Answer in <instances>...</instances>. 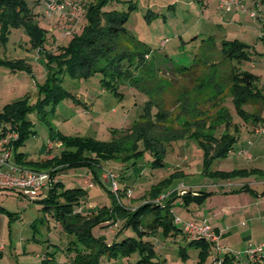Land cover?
Returning <instances> with one entry per match:
<instances>
[{
    "label": "rangeland",
    "instance_id": "obj_1",
    "mask_svg": "<svg viewBox=\"0 0 264 264\" xmlns=\"http://www.w3.org/2000/svg\"><path fill=\"white\" fill-rule=\"evenodd\" d=\"M24 1L33 15V26L27 28L22 23H8L6 39L0 41L1 58L27 60L25 68L14 71L0 66V113L6 104L16 101H25L33 107L28 119L34 133L19 150L36 159L46 145L50 151L52 143L62 144L61 141H49L50 136H56L58 132L100 142L130 138L120 144L127 149L134 144L129 152L120 151L114 160L93 166L96 176L100 174L97 177L101 184L93 179V171L87 165H72L57 173L56 178L66 186L87 190L80 207L94 211L103 205L111 207L108 190L116 198L119 192L111 190V181L105 175L110 171L115 174L116 183L121 185V179V183L129 181L132 186L128 189L130 196L128 193L125 196L128 211L152 200L162 202L160 197L169 195L165 199L169 201L171 212L182 223L205 220L212 227L215 223L209 218L219 211L218 225L221 222L226 223L225 226L237 225L218 240L224 249L238 255L239 263L232 255L234 264H262L263 256L250 258L247 250L264 243V239L244 237L243 229L249 224L240 223L242 216L238 217L240 221L237 223V214H232L231 210L208 209L209 201L206 205L205 198L184 197L185 193L180 194V187L184 186L183 190L192 195L195 193L189 184L218 181L219 173H231L236 169L227 158H212L207 174H203L199 135L200 131L208 129L209 124L215 126L213 130L217 137L227 128L234 133L236 127L240 141L247 145L256 135L255 116L260 120L259 124L264 123V99L256 98L238 106L231 90L234 75L248 72L256 77L253 79L255 88L264 96V4L260 0H238L246 7V12L234 7L226 10L220 6L219 0H122L124 2L115 4L117 10L135 4L125 24L126 29L141 40L153 56L145 58V64L136 76L121 78L120 94L115 95L103 88L100 73L82 78L70 76L66 70H60L64 65L58 67V62H49L47 58V53L57 59L64 57L61 47L66 46L74 34H80L85 24V6L95 0ZM251 12L255 16H251ZM36 26L42 34L38 36V44L34 39ZM196 36L198 40L191 42L190 39ZM234 43L245 45L238 48L245 57L225 56V50L232 53L237 50ZM162 57L169 60L164 61ZM193 61L198 66L183 73L171 71V64L191 66ZM45 84L50 85L46 92L42 89ZM42 98L45 100L40 101ZM239 109L250 117H244ZM240 141L233 143L235 149L230 155L235 154ZM257 141L262 154L264 135ZM153 147L164 151L161 166L153 163L156 158ZM248 150L258 155L255 149ZM2 152L0 146V155ZM123 172L128 178L121 177ZM153 191L158 198L152 199ZM47 192L48 187L40 190L37 196L24 197L18 190L0 189V264H75L73 253L68 252L74 247L75 236L65 231L39 200ZM219 202L226 203L227 200ZM89 205L94 206L90 208ZM121 217L123 213L119 212L116 224L93 226L92 233L96 237L106 236L108 241L119 234L118 241L126 236L136 237L131 228L120 232L123 226ZM154 238L158 264L197 263L198 251L189 249L182 239H163L161 234ZM211 245L204 264H214ZM183 247L185 258H181L179 252ZM137 257L133 254L128 261L134 262ZM214 257L215 262L222 263L221 253ZM128 261L125 258L104 259L101 264H128Z\"/></svg>",
    "mask_w": 264,
    "mask_h": 264
},
{
    "label": "trees",
    "instance_id": "obj_2",
    "mask_svg": "<svg viewBox=\"0 0 264 264\" xmlns=\"http://www.w3.org/2000/svg\"><path fill=\"white\" fill-rule=\"evenodd\" d=\"M260 1L264 4V0ZM119 2L124 1L95 0V2L88 3L84 9L85 24L80 34H74L68 44L61 47V55L62 57L64 55V57L57 59L53 54L47 53L49 62H58V67L64 65L60 67V70H66L70 76H80L82 78L100 73L103 76L100 80L103 88L115 95L120 94L118 87L123 83L121 78L136 76L137 72L141 71L140 69L144 66L145 58L153 57L145 44L132 36L126 29L125 24L129 13L135 8V4L130 3L127 9L117 10L114 5ZM216 2L218 3V1ZM32 18L33 15L24 0H0V41L6 39L5 30L8 23L12 25L22 23L30 28L33 26ZM41 35V30L37 28L34 38L36 44H38V36ZM40 40L43 39L40 38ZM190 40L191 42L197 41L198 36L192 37ZM203 41L202 39V45L204 44ZM233 46H236L237 50L233 53L225 50L226 57H245V53L240 52L238 49L245 47L244 44L237 45L234 43ZM167 59L162 57L164 61ZM26 62L27 60L23 58L0 57V66L11 71L25 68ZM194 66H198L195 61L191 66L171 64V71L183 73ZM255 78L253 74L248 72H238L234 75L231 81V90L236 105L241 106L242 102L251 103L256 98L264 99V96L255 88L253 83ZM47 85L45 84L42 87L44 92L47 91V88H50V85ZM43 100L45 99L42 98L40 101ZM31 110H33V107L27 105L25 101L6 104L0 113V135H5L9 130L18 133V138L11 141L13 158L18 164L29 169L50 171L49 173L52 176L51 185L48 188L47 195L39 200L45 204V210L52 212V215L62 224L64 230L75 236L76 239L72 242L74 247L68 251L73 253V263L101 264L104 259L116 260L118 258H125L128 261L131 255L137 254V259L134 262L128 261V264H158V261H155L156 244L154 240V237L158 234H161L163 239L172 238V241L182 239L186 244L185 246L198 251L196 264L205 263L211 252V244L202 237L188 236L180 225L174 223V215L171 212L168 200L163 203L153 202L152 200L128 211L125 196L132 186L129 181L121 183L122 180L119 179L121 185L117 183L118 197L113 196L108 190L112 200L111 207L103 205L98 207L97 211H94L93 209L80 207L82 199L87 195V190L83 187L66 186L63 181L56 178L59 171L69 166L87 165L93 171V166L99 165V162L114 160L118 157L120 151L121 153L129 152L131 148H134V144L129 149L120 147V144L131 140L130 138L123 137L111 142H100L91 138L86 140L65 136L58 132L56 136L53 134L49 139V141H61L62 150L58 154L51 159H44L42 155H38L40 157L36 159H28V154L19 149L34 133L29 126L30 121L28 119ZM239 112L246 118L250 117L242 109H239ZM253 120V123H260L256 116ZM5 126H8L9 129L7 130ZM213 128L215 129V126L209 124L208 129L210 130L200 131L199 135L205 173L208 172L212 158L224 157L232 149L238 131L236 127H234V133L228 131L227 128L226 132L217 137ZM153 148L155 150L153 154L156 157L153 159V163L161 166V156L164 151ZM158 154L159 157H157ZM236 173H239V171L221 172L219 176L227 177ZM121 177L128 178L125 174ZM93 179L101 184L94 171ZM153 192L155 193V191ZM190 195L185 193L183 196L190 198ZM158 197L156 193L152 195V199ZM119 212L123 213V217H121L123 226L120 232L131 228L136 233V237L126 236L118 241L119 234L114 240L108 241L105 237L94 236L92 233L93 226L106 227L112 225ZM106 221L107 223H105ZM179 252L181 258H185L186 250L184 247ZM232 255L235 256L234 252L226 249L222 255L221 264H234ZM262 264H264V260Z\"/></svg>",
    "mask_w": 264,
    "mask_h": 264
},
{
    "label": "crops",
    "instance_id": "obj_3",
    "mask_svg": "<svg viewBox=\"0 0 264 264\" xmlns=\"http://www.w3.org/2000/svg\"><path fill=\"white\" fill-rule=\"evenodd\" d=\"M256 125L257 126H255L254 131L256 135H253L255 137L252 136L253 141L249 139V142L246 145L240 141L238 134L235 142L238 143L240 141V145L236 148L235 154H229L235 149L233 145L232 149L226 154L228 157H223L231 161V164L236 167V169L234 168L232 171H239L237 176H219L218 181H204L203 183L199 182L189 185L191 190L195 193L190 195V198L193 197L197 200L198 198H205L206 205L208 204V201L210 202V204H208V209L231 210L232 214H237V223L241 220L240 223L244 222L245 226L249 224L245 229H243V234L245 233L244 237L257 238L262 241L264 239V153H260L263 150L260 148V144L257 140L258 138L260 140V137L264 135V123H258ZM52 146V149L49 151L46 145L44 152H39L38 155H42L44 159H51L62 150V146H60V144L56 145L55 143H52ZM248 149H255L258 155L250 153ZM55 150H59V152L56 153ZM48 152L51 153L47 154ZM10 158L17 164L16 160L13 158V154ZM28 159L33 158L28 154ZM18 166L25 168L20 164H18ZM3 170L10 172L6 167L3 168ZM202 172L205 175L207 174L203 169ZM97 176H100V174H97ZM234 177H237V179ZM169 197L170 195L168 197H164L162 202L166 201ZM219 200H227V202L223 203L219 202ZM198 209L202 208L199 207ZM219 213V211H216V213L209 218V221L211 220L215 223L212 225V229L221 237L226 231L230 232L232 229L237 227V225L231 226L228 224L229 226H225L226 223L224 224L223 222L218 225L216 222ZM239 216H242L240 220L238 219ZM239 262L240 260L238 259V263ZM242 262H244L243 259Z\"/></svg>",
    "mask_w": 264,
    "mask_h": 264
},
{
    "label": "built area",
    "instance_id": "obj_4",
    "mask_svg": "<svg viewBox=\"0 0 264 264\" xmlns=\"http://www.w3.org/2000/svg\"><path fill=\"white\" fill-rule=\"evenodd\" d=\"M220 6L222 8H226V10H230L232 7L238 9L241 12H246V7L239 2L238 0H219ZM51 2V1H50ZM58 11L60 9L58 8ZM251 16H255L253 12L250 13ZM73 18V17H72ZM71 18V19H72ZM7 130L9 129L8 126H5ZM18 138V133L14 130L8 131L5 135L2 136L0 139V146L2 149V154L0 155V189H9L16 191L24 197H28L30 195L37 196L40 190L46 187H50L52 176L49 172L43 171H36L34 169L18 167L14 161L11 160L12 155V145L11 141ZM7 168L10 172L4 171L3 168ZM106 177L111 181V190L117 191V183L115 174L110 171H106ZM184 186L180 187V194L186 193L183 190ZM130 192V191H129ZM131 193H128V197ZM164 197H160L162 200ZM161 202V201H156ZM94 205H89L92 208ZM174 223L180 225L183 231L190 237H202L207 240L213 246V254L211 261H214V264H219V262H215V257L217 254L221 253V256L225 252L226 248L224 249L219 243V235L215 233L212 227L206 222L202 220L200 222H193V221H185L181 222L180 218L174 216ZM235 254V253H234ZM247 254L250 258L255 256H263L264 257V243H261L254 247L251 250H247ZM235 257H238L235 254ZM220 260V259H219Z\"/></svg>",
    "mask_w": 264,
    "mask_h": 264
}]
</instances>
